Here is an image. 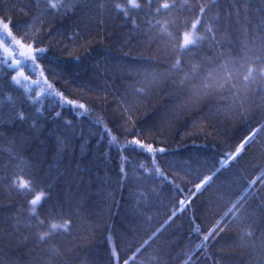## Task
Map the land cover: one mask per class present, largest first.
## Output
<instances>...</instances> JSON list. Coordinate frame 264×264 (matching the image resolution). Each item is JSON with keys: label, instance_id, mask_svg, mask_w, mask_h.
<instances>
[{"label": "trees", "instance_id": "obj_1", "mask_svg": "<svg viewBox=\"0 0 264 264\" xmlns=\"http://www.w3.org/2000/svg\"><path fill=\"white\" fill-rule=\"evenodd\" d=\"M136 2L0 0V264H264V0Z\"/></svg>", "mask_w": 264, "mask_h": 264}, {"label": "snow or ice", "instance_id": "obj_2", "mask_svg": "<svg viewBox=\"0 0 264 264\" xmlns=\"http://www.w3.org/2000/svg\"><path fill=\"white\" fill-rule=\"evenodd\" d=\"M60 6L61 5H59L57 3H51L50 4V7L53 8V9H56V8H58ZM129 6L131 8H138L140 5L136 2V0H129ZM116 7H117L118 10L124 11L125 16L128 15L127 11L124 8H122V6L120 4H117ZM162 8H164V9L169 8V4H167V3L163 4L162 5ZM158 11H159V9H158ZM203 12H204V8L202 7L201 8V13H203ZM199 23H200V20L197 19V21L192 24L191 31L190 32H185L183 34V42L180 44V48H181L182 51L188 50L190 46H195L198 43V41L201 39V37L196 34L197 24H199ZM3 27H4L5 32L7 34L5 35L4 33H0V41H8L9 43L19 44L20 42L19 41H16L15 40V37L12 36V33L10 31H8V24L5 23L3 25ZM209 31H211V29H209ZM9 37H11V40L8 39ZM37 51L42 53V52H44V49H37ZM4 52L6 54H8V49L5 48L4 49ZM20 55L23 56L24 53L21 52ZM32 59L35 60V57H32ZM3 62L5 64H7L9 67H12L13 69H16L17 65L22 66L23 63H24L22 61L17 60L16 63L13 64L11 62V60L7 58V55L3 58ZM179 64H180V61L178 60L177 63H176V65L174 67H178ZM252 71L253 70L251 68H249L248 75L244 76V80L245 81H247L250 78V76L252 75ZM13 80H14V82L16 84H18V85L21 84V80L20 79H18L16 77H13ZM79 107L83 108L84 106L83 105H80ZM131 144H133V145L139 144V141H132ZM140 146L143 148V145H140ZM241 147H243V145H241ZM148 151H152V149H151L150 146L148 148ZM160 151H163V149H160ZM238 151H239V149H238ZM157 171H159V170L157 169ZM16 183H17V186L19 188H21V189L29 188V184H28L27 181L20 180V181H17ZM253 183H255V181H253ZM200 187H201V185H197V191H199V188ZM41 198L42 197L38 195V196H36L35 199H33L31 201V204L33 206L32 207L33 214H35V206L39 203V201L41 200ZM181 203L183 204V201ZM229 211H232V210L229 209ZM225 215H228V213H225ZM40 223L43 224L44 221H40ZM218 226H219V222H217V227ZM67 229H68V222L67 221H65L63 223H51V225H50V231L49 232L42 233L41 236H40V239L41 240H44L47 236H49L52 233H55V232L60 231V230H65L66 231ZM220 230L222 231L223 229L221 228ZM213 231H215V229ZM211 235H212V232H210L209 235L205 236L204 237V240L207 241L209 239V236H211ZM246 235H249L250 236L251 233L250 232L249 233H246ZM137 251H139V249ZM113 254L115 255V252ZM125 264H128V262L125 261Z\"/></svg>", "mask_w": 264, "mask_h": 264}, {"label": "bare ground", "instance_id": "obj_3", "mask_svg": "<svg viewBox=\"0 0 264 264\" xmlns=\"http://www.w3.org/2000/svg\"><path fill=\"white\" fill-rule=\"evenodd\" d=\"M245 142H246V140H245L241 145H244ZM241 145L237 148L236 152H238V149L240 150V149L242 148ZM224 162H226V161H224ZM167 221H168V220H167ZM167 221H166V222H167ZM161 227H162V226H161ZM161 227H160V228H161ZM160 228H159V229H160ZM159 229H158V230H159ZM158 230H157V231H158ZM157 231H156V232H157ZM156 232H155L151 237H153V236L156 234Z\"/></svg>", "mask_w": 264, "mask_h": 264}]
</instances>
